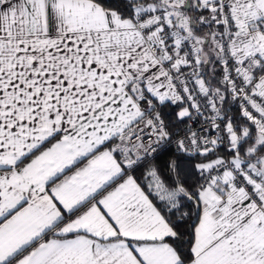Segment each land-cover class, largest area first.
<instances>
[{
	"label": "snow or ice",
	"instance_id": "snow-or-ice-1",
	"mask_svg": "<svg viewBox=\"0 0 264 264\" xmlns=\"http://www.w3.org/2000/svg\"><path fill=\"white\" fill-rule=\"evenodd\" d=\"M0 264H264V0H0Z\"/></svg>",
	"mask_w": 264,
	"mask_h": 264
}]
</instances>
